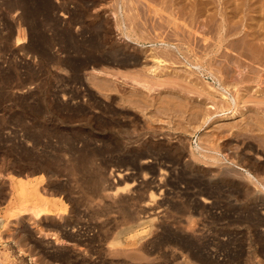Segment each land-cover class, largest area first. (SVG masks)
<instances>
[{
	"label": "rangeland",
	"instance_id": "obj_1",
	"mask_svg": "<svg viewBox=\"0 0 264 264\" xmlns=\"http://www.w3.org/2000/svg\"><path fill=\"white\" fill-rule=\"evenodd\" d=\"M222 2L0 0V264H264V0Z\"/></svg>",
	"mask_w": 264,
	"mask_h": 264
},
{
	"label": "bare ground",
	"instance_id": "obj_2",
	"mask_svg": "<svg viewBox=\"0 0 264 264\" xmlns=\"http://www.w3.org/2000/svg\"><path fill=\"white\" fill-rule=\"evenodd\" d=\"M185 1V0H184ZM223 2H222V4H223V8H222V10H224V12H225V15H224V19L225 20H227V21H231V20H233V19H235L236 20V16L235 15H229V14H227L226 12H227V9H226V7H228V3L229 4H231L228 0L227 1H224V0H222ZM231 1H233V0H231ZM263 1V0H262ZM170 2V1H169ZM234 2H236V1H234ZM238 2V1H237ZM251 2V1H250ZM260 3V2H259ZM232 4H234V3H232ZM246 4V3H245ZM248 4V3H247ZM258 4V2L255 4V5H257ZM261 4H262V7L261 8H263L264 7V3L263 2H261ZM254 5V6H255ZM222 6V5H221ZM231 5H229V7H230ZM259 6H260V4H259ZM228 7V8H229ZM233 7V6H232ZM254 8V7H253ZM136 9V8H135ZM120 10H122V9H120ZM231 11V10H230ZM234 11V10H233ZM237 11V10H236ZM235 11V12H236ZM146 12V11H145ZM223 12V13H224ZM119 13V12H118ZM126 13V12H125ZM188 13V12H187ZM255 13V12H254ZM133 14V13H132ZM258 14V13H257ZM264 14V13H263ZM121 15V14H120ZM134 16V15H133ZM223 16V15H222ZM260 16V15H259ZM121 17V16H120ZM132 17V16H131ZM236 17V18H235ZM264 17V16H263ZM238 18H241V17H238ZM253 18V17H252ZM252 18H251V20H252ZM123 18H121V20H122ZM132 19V18H131ZM249 19V18H248ZM263 19V18H262ZM123 21V20H122ZM254 21H255V19H254ZM231 22H233V21H231ZM236 22V21H235ZM251 22V21H250ZM253 22V21H252ZM125 23V22H124ZM234 23V22H233ZM236 23H238V22H236ZM263 23V22H262ZM121 25H123V24H121ZM234 25V24H233ZM236 25V24H235ZM250 25V24H249ZM97 26V25H96ZM128 26V25H127ZM155 26V25H154ZM158 26V25H157ZM164 26V25H163ZM93 27V26H92ZM124 27V26H123ZM223 27V26H222ZM122 28V27H121ZM125 28H126V26H125ZM128 28V27H127ZM135 28V27H134ZM139 28V27H138ZM166 29V28H165ZM225 29V28H224ZM261 29V28H260ZM140 30V29H139ZM153 30V29H152ZM151 30V31H152ZM125 31H128L127 29L125 30ZM132 31V30H131ZM144 31V30H143ZM149 32V31H148ZM136 33V32H135ZM140 33V32H139ZM221 33V32H220ZM252 33H254V32H252ZM260 33V32H259ZM263 33V32H262ZM133 34V33H132ZM141 34H143V33H141ZM149 34V33H148ZM177 34V33H176ZM126 35L128 36L127 38H129L130 37V35L129 34H127L126 33ZM253 35V34H252ZM143 36V35H142ZM136 37V36H135ZM144 37H146V36H144ZM161 38V37H160ZM22 39V38H21ZM133 39H134V37H133ZM148 39V38H147ZM224 39V38H223ZM152 40V39H151ZM166 40V39H165ZM219 41V40H218ZM221 41V40H220ZM245 41V40H244ZM243 41V42H244ZM256 41V40H255ZM163 42V41H162ZM223 42V41H222ZM247 43V42H246ZM245 43V44H246ZM263 43V42H262ZM155 44V43H154ZM166 44V43H165ZM249 44V43H248ZM172 45V44H171ZM168 46V45H167ZM248 46V45H247ZM258 46H260V45H258ZM159 47V46H158ZM174 47V46H173ZM218 47H220L219 45H218ZM243 47V46H242ZM124 48V47H123ZM122 48V49H123ZM154 48H156V47H154ZM167 48V47H166ZM221 48V47H220ZM130 49V48H129ZM170 49V48H169ZM173 49H175V48H173ZM177 49V48H176ZM108 50V49H107ZM121 50V49H120ZM158 50V49H157ZM161 50H163V49H161ZM218 50H219V48H218ZM243 50V49H242ZM248 50V49H247ZM250 50H251V48H250ZM106 51V50H105ZM164 52V51H163ZM167 52V51H166ZM166 52H164V55L166 56L168 53H170L169 52V50H168V53L166 54ZM217 52V51H216ZM249 52V51H248ZM247 52V53H248ZM257 52V51H256ZM132 53V52H131ZM156 53H158V52H156ZM173 53V52H172ZM178 53V52H177ZM186 53V52H185ZM218 53V52H217ZM252 53V52H251ZM259 53V52H258ZM184 54V53H183ZM214 54V53H213ZM241 54H242V51H241ZM261 54V53H260ZM176 55V54H175ZM174 55V56H175ZM229 55V54H228ZM254 55V54H253ZM258 55V54H257ZM123 56V55H122ZM162 56V55H161ZM170 56H171V54H170ZM170 56H168V57H170ZM173 56V57H174ZM194 56V55H193ZM224 56V55H223ZM242 56V55H241ZM259 56V55H258ZM264 56V55H263ZM98 57V56H97ZM109 57V56H108ZM112 57H113V55H112ZM130 57V56H129ZM140 57V56H139ZM172 57V56H171ZM260 57V56H259ZM94 58V57H93ZM116 58V57H115ZM165 58H167V56L165 57ZM176 58V57H175ZM180 58V57H179ZM186 58V57H185ZM254 58V57H253ZM134 59V58H133ZM155 61L157 60L158 61V63H162V62H165V60L164 59H160L159 57H157V56H155ZM168 59V58H167ZM172 59H174V58H172ZM187 59V58H186ZM201 59V58H200ZM247 59H249V58H247ZM121 60H123L122 58H121ZM127 60V59H126ZM170 60H171V58H170ZM183 60V59H182ZM181 59L180 60H177V61H175V59H174V61H175V63H177L178 61H182ZM197 60V59H196ZM252 60L253 59H251L250 61L252 62ZM108 61V60H107ZM116 61V60H115ZM128 61V60H127ZM129 61H130V59H129ZM137 61V60H136ZM167 61H169V60H167ZM173 61V60H172ZM186 62H188L189 63V61H187V60H185ZM242 61V60H241ZM255 61H256V58H255ZM254 61V62H255ZM104 62V61H103ZM106 62V61H105ZM111 62V61H110ZM123 62H125V61H123ZM131 62V61H130ZM183 62V61H182ZM181 62V63H182ZM192 62V61H191ZM87 63H88V61H87ZM96 63V62H95ZM166 63V62H165ZM172 63H174V62H172ZM213 63V62H212ZM215 63H216V61H215ZM246 63H248V62H246ZM184 64V63H183ZM187 64V63H186ZM203 64V63H202ZM209 64V63H208ZM260 64H263V63H260ZM96 65V64H95ZM100 65V64H99ZM118 65H121V64H118ZM196 65V64H195ZM247 65V64H246ZM98 66V65H97ZM155 66V65H154ZM117 67V66H116ZM121 67V66H120ZM163 67V66H162ZM189 67H190V64H189ZM193 67V66H192ZM194 67H197L196 69H200V67H201V65H197V66H194ZM222 67H223V65H222ZM249 67V66H248ZM204 68V67H203ZM32 69V68H31ZM97 69H99L98 71L100 72V73H102V71L100 70L101 68H97ZM156 69H158V68H154L153 70H151V72L153 73H156ZM214 69V68H213ZM252 69V68H251ZM125 70V69H124ZM195 70V69H194ZM205 70V69H204ZM209 70V69H208ZM234 70V69H233ZM246 70V69H245ZM93 71H95V70H93ZM97 71V70H96ZM144 71V70H143ZM161 71V70H160ZM160 71H158L159 73H160ZM201 71V70H200ZM202 71H203V69H202ZM210 71V72H209ZM209 71H207V72H209V74H210V76H212V78H213V80H214V83L216 84V83H218L217 85L219 86H213L212 85V87H213V91H208V93H210V94H212L213 96H215L216 98H219L222 102H224L225 104L227 103L228 104V106H226L227 107V110H232V113L234 112V110H235V112H234V114L232 115V116H235V114H236V109L238 108V106L241 104V103H238V97H233L232 96V94H230L229 92L230 91H228V89L226 88V85H224L223 87L221 86V80H222V77H220V75L218 76L215 72H211V69L209 70ZM240 71V70H239ZM98 72V73H99ZM184 72H185V70H184ZM186 72H187V70H186ZM197 72H198V70H197ZM222 72H224V71H222ZM241 72V71H240ZM243 72V71H242ZM142 73V72H141ZM144 73V72H143ZM153 73V74H154ZM164 73H166V72H164ZM193 72L192 71H190L188 74L191 76H193V74H192ZM201 73V72H200ZM206 73V72H205ZM104 74V73H103ZM152 74V75H153ZM187 74V73H186ZM194 74H195V72H194ZM198 74H199V72H198ZM220 74V73H219ZM231 74H232V72H231ZM234 74V73H233ZM236 74V73H235ZM241 74V73H240ZM239 74V75H240ZM100 75V74H99ZM102 75V74H101ZM155 75V74H154ZM189 75H187V78H189L190 76ZM202 75V74H201ZM205 75V74H204ZM222 75H223V73H222ZM242 75V74H241ZM128 76V75H127ZM130 76V75H129ZM191 76V77H192ZM97 77H99V76H97ZM138 77H140V76H137V78L136 79H138ZM145 77V76H144ZM200 77V76H199ZM232 77V76H231ZM230 77V78H231ZM237 77V76H236ZM261 77V76H260ZM142 78H143V76H142ZM145 78H147V77H145ZM157 78V77H156ZM184 78V77H183ZM233 78V77H232ZM231 78V79H232ZM255 78V77H254ZM98 79V78H97ZM100 79V78H99ZM152 79V78H151ZM102 80H104V79H102ZM143 80V79H142ZM148 80V79H147ZM193 80V79H192ZM144 81H145V79H144ZM165 81V80H164ZM195 81V80H194ZM241 81H243V80H241ZM246 81V80H245ZM251 81V80H250ZM257 81V80H256ZM107 82H109V81H106V82H98L99 83V87H101V88H103V89H105V90H112L111 89V82H109V83H107ZM226 82V81H225ZM136 83V82H135ZM144 83V82H143ZM148 83H150V82H148ZM154 83V82H153ZM162 83V82H161ZM191 83V82H190ZM213 83V84H214ZM139 84V83H138ZM146 84H147V82H146ZM156 83H154V85H155ZM225 84V83H224ZM159 85H161L160 83H159ZM197 85H200V84H197ZM209 85V84H208ZM228 85V84H227ZM235 85V84H234ZM97 86V87H98ZM141 86V85H140ZM167 86V85H166ZM169 86V85H168ZM171 87H172V85H171ZM229 87V86H228ZM100 88V89H101ZM147 88V87H146ZM149 88V87H148ZM192 88V87H191ZM231 88V87H230ZM196 89V88H195ZM208 89V88H207ZM206 89V90H207ZM176 90V89H175ZM200 90H203V89H200ZM178 91V90H177ZM176 92V91H175ZM181 92V91H180ZM183 92H185V91H183ZM196 93H198V92H196ZM218 95H217V94ZM171 94V93H170ZM182 94V93H181ZM255 97L256 96H261L260 98L259 97H257L256 99H255V102H253V103H255V111H257V113H264V95H261V94H264V90L262 89V90H260V89H258L256 92H255ZM258 94V95H257ZM137 95V94H136ZM184 95V94H183ZM198 95V94H197ZM202 95V94H201ZM137 96H139V94L137 95ZM176 96V95H175ZM194 96H195V94H194ZM207 96V95H206ZM248 96V95H247ZM143 97H144V94H143ZM193 97V96H192ZM242 97V96H241ZM168 98V97H167ZM189 98V97H188ZM259 98V99H258ZM69 99V98H68ZM169 99V98H168ZM197 99V98H196ZM208 99H209V97H208ZM210 99H211V97H210ZM237 99V100H236ZM241 99V98H240ZM212 100V99H211ZM169 101V100H168ZM218 101V100H217ZM240 101V100H239ZM245 101V100H244ZM247 101H249V100H247ZM252 101H254V100H252ZM220 102V101H219ZM221 102V103H222ZM243 102V101H242ZM251 102V101H250ZM214 103H217L216 102V99H215V101H214ZM244 104V103H243ZM201 105V104H200ZM220 105V104H219ZM222 107H223V105H221ZM195 107H196V105H195ZM195 107H193V108H195ZM215 108L216 109V104L214 105H212L211 106V108ZM221 107V108H222ZM210 108V109H211ZM188 109V108H187ZM222 109H224V108H222ZM218 110H219V108H218ZM254 110V109H253ZM205 111V110H204ZM217 111V110H216ZM248 111V110H247ZM251 111H252V108H251ZM260 111H262V112H260ZM253 112V111H252ZM205 113H207V112H205ZM193 114V113H192ZM255 114H256V112H255ZM259 114H257V116H258ZM203 116V115H202ZM191 118V117H190ZM255 118H257V120H255L256 122H255V125L254 126H256V128L258 129V130H260V132H262V133H264V117L262 118V117H255ZM247 121H248V119H247ZM119 122V121H118ZM253 123V122H252ZM239 124V123H238ZM248 125V124H247ZM250 126V125H249ZM253 126V125H252ZM253 128H255V127H253ZM217 129V128H216ZM257 130V131H258ZM43 131V130H42ZM30 133V132H29ZM30 135V134H29ZM257 135V134H256ZM258 137V136H257ZM263 141V140H262ZM17 146V145H16ZM35 150V149H34ZM46 153V152H45ZM17 158V157H16ZM250 161V160H249ZM46 177V176H45ZM24 179V178H23ZM42 179V178H41ZM32 182V181H31ZM259 182V181H258ZM33 183V182H32ZM20 184V183H19ZM31 184V183H30ZM122 184V183H121ZM121 188H124V186L123 187H121ZM119 189V187L117 188V190ZM116 193V192H115ZM20 196H21V194H20ZM210 202V201H209ZM18 205V204H17ZM35 209H37V208H39L38 207V205L37 204H35L34 206H33ZM26 208V207H25ZM20 209V208H19ZM38 212V211H37ZM38 214H40V213H38ZM6 223V222H5ZM11 248V247H10ZM7 251V250H6ZM4 254V253H3ZM14 255V254H13ZM10 256V255H9ZM12 258V257H11ZM12 263V262H11Z\"/></svg>",
	"mask_w": 264,
	"mask_h": 264
}]
</instances>
